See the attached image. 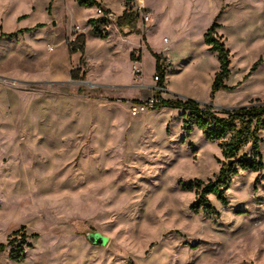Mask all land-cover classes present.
<instances>
[{"label": "rangeland", "instance_id": "obj_1", "mask_svg": "<svg viewBox=\"0 0 264 264\" xmlns=\"http://www.w3.org/2000/svg\"><path fill=\"white\" fill-rule=\"evenodd\" d=\"M142 1L152 18L138 23L150 46L140 62L142 35L118 42L117 25L89 18L96 7L0 0V264H264V171H240L228 206L210 196L218 215L195 214L199 196L183 188L217 179L219 143L187 132L181 110L130 111L156 95L150 49L171 59L165 100L264 104V0ZM214 22L232 66L213 96ZM75 27L88 29L84 56L71 54ZM94 233L107 245L91 244Z\"/></svg>", "mask_w": 264, "mask_h": 264}, {"label": "trees", "instance_id": "obj_2", "mask_svg": "<svg viewBox=\"0 0 264 264\" xmlns=\"http://www.w3.org/2000/svg\"><path fill=\"white\" fill-rule=\"evenodd\" d=\"M80 5L88 8H101L97 0H77ZM99 20H90V25H95ZM139 15L128 13L127 11L119 18L117 26L121 34L125 37L132 35L143 36V42H146L145 35L138 29ZM221 28L217 22L209 28L205 35V44L210 51L215 53L219 61V71L215 75L213 83V96L220 90L227 89L225 82L231 76V52L226 47L221 37H218L217 30ZM97 35V34H96ZM104 38L103 36H101ZM86 36L79 35L75 43L70 45L71 54L81 53L85 55ZM152 52V51H151ZM156 58V77L158 78L156 100L157 104L151 111L168 108L171 110H181L187 115L185 128L187 132L193 131L196 127L206 137L208 141L219 143L226 165L215 181L204 183L195 181L183 189L187 192H195L199 198L191 207L195 214L204 213L206 215H218L215 207L211 204L210 196H215L224 206H228L225 193L229 189L231 181L237 177L239 172L261 173L264 171V156L261 150L263 143L262 135L264 133V104H255L236 108L233 110L216 111L210 106H201L199 103L187 100H165L162 94L165 91L166 73L172 63L158 54L152 52ZM141 56V54H140ZM131 61L135 62V55L131 56ZM141 62V57H140ZM261 61L254 64L251 72H255ZM73 79L78 80L75 71L71 74ZM261 102V101H258ZM250 148V157L240 155L245 149ZM232 164L230 165V162ZM19 233H14L17 236ZM5 249L4 245L0 246V252ZM130 264H134L131 262Z\"/></svg>", "mask_w": 264, "mask_h": 264}, {"label": "built area", "instance_id": "obj_3", "mask_svg": "<svg viewBox=\"0 0 264 264\" xmlns=\"http://www.w3.org/2000/svg\"><path fill=\"white\" fill-rule=\"evenodd\" d=\"M96 10H97L96 11L97 16H99L101 19H104L106 22L112 25L113 24L117 25V22L119 18L121 17L120 15L112 11L103 10L101 8H97ZM125 11H127L128 13L138 14L139 21H141L143 25H147L151 22V18H152L151 14L147 12V9L142 0H125ZM74 32L75 33L73 34L71 40L69 41V45H72L73 43H75V41L77 40V37L81 34L82 29L80 27H75ZM78 33L79 35H77ZM165 42H167V40H165ZM164 60H167L171 63V61L167 58H164ZM135 68L136 66H133V69ZM154 80L156 83H158V78L156 76L154 77ZM157 90L158 89L156 88V91ZM157 103L158 102L156 100V97L154 96L153 98L149 99L146 102L137 103L135 105H132L130 108V111L133 116H138L141 113L152 110Z\"/></svg>", "mask_w": 264, "mask_h": 264}, {"label": "crops", "instance_id": "obj_4", "mask_svg": "<svg viewBox=\"0 0 264 264\" xmlns=\"http://www.w3.org/2000/svg\"><path fill=\"white\" fill-rule=\"evenodd\" d=\"M100 4H101V6L103 7V8H105L106 10H108V11H112V12H114V13H117L118 15H120V16H122L123 14H124V12H125V7H123L122 8V10L120 11V12H118V11H115L114 9H113V7L112 6H110L109 4H107L106 3V0H97ZM96 9H97V7H96ZM146 9H148V10H150L148 7H146ZM152 12V11H151ZM93 13V12H92ZM94 15L95 16H97L96 14H94L93 13V15H91L89 18H92V17H94ZM97 18V17H96ZM93 20V19H92ZM94 20H96V19H94ZM98 20V19H97ZM84 30V31H83ZM86 30H88V29H82V32H81V34L80 35H87V31ZM119 31V30H118ZM116 34V33H115ZM145 35V37H146V42H143V36L141 37V41L138 43V44H140L141 43V46H142V49H141V62H142V60H143V49L145 50V51H147V48L149 47L150 48V46L148 45V40H147V34H144ZM137 37L138 36H136V35H132V36H129V37H123L122 36V34H121V32L119 31V36H117V34H116V36H115V40H117L118 42H120V43H123V44H128L129 46L131 45L132 46V44H130L131 42H133V40H135V39H137ZM86 39H87V36H86ZM87 41V40H86ZM87 43V42H86ZM135 43V42H134ZM139 49V45H135V47L134 48H132L131 50H130V60H131V56L134 54V52L135 51H137ZM153 53H155V54H158V55H160V56H162L163 58H167V59H169L170 61H171V59L169 58V56H168V54L166 53H161V52H159V53H156V52H154L152 49H150ZM149 54H150V52H149ZM132 62V61H131ZM133 64V66H134V63H132ZM120 87H123V86H120ZM153 90L154 91H156V88H153Z\"/></svg>", "mask_w": 264, "mask_h": 264}, {"label": "water", "instance_id": "obj_5", "mask_svg": "<svg viewBox=\"0 0 264 264\" xmlns=\"http://www.w3.org/2000/svg\"><path fill=\"white\" fill-rule=\"evenodd\" d=\"M231 164H232V161L230 162V165ZM87 239L91 244L96 245V246H101V247L106 246L108 243V240L98 233L89 234L87 236Z\"/></svg>", "mask_w": 264, "mask_h": 264}]
</instances>
